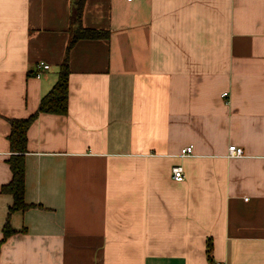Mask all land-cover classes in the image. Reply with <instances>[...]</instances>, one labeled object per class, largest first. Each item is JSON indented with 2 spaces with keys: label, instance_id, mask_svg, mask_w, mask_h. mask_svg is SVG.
<instances>
[{
  "label": "crops",
  "instance_id": "1",
  "mask_svg": "<svg viewBox=\"0 0 264 264\" xmlns=\"http://www.w3.org/2000/svg\"><path fill=\"white\" fill-rule=\"evenodd\" d=\"M82 1L109 38L74 45L68 113L28 130L35 207L9 216L11 122L56 84ZM0 264H264V0H0Z\"/></svg>",
  "mask_w": 264,
  "mask_h": 264
},
{
  "label": "trees",
  "instance_id": "2",
  "mask_svg": "<svg viewBox=\"0 0 264 264\" xmlns=\"http://www.w3.org/2000/svg\"><path fill=\"white\" fill-rule=\"evenodd\" d=\"M84 1L73 6L71 15L72 38L67 48L66 58L60 67L56 84L41 100L38 112L27 119L14 120L11 122V134L9 136L11 144V157L8 164L12 172V180L2 188V192L13 196V204L9 207V216L18 211H27L35 205H30L25 201V177L26 164L25 155L28 152V130L33 122L42 113L66 115L69 110V79L70 53L81 39H108L109 35L105 31L85 28L82 23ZM75 28V29H74ZM5 239L15 233L7 224L5 229ZM208 257L212 261V246H208Z\"/></svg>",
  "mask_w": 264,
  "mask_h": 264
},
{
  "label": "built area",
  "instance_id": "3",
  "mask_svg": "<svg viewBox=\"0 0 264 264\" xmlns=\"http://www.w3.org/2000/svg\"><path fill=\"white\" fill-rule=\"evenodd\" d=\"M42 67L44 69H49V65L47 64H43ZM41 76V72L39 71L38 74H37V77H40ZM228 97V94L225 93L223 94V98H227ZM193 154V147L190 146V147H187V148H184L182 150V154L181 156L182 157H187V156H190ZM245 155V152L243 150V148L241 147H238L236 145H231L228 149V158H241ZM172 176H173V179L177 182H184L185 179H186V175H185V170L182 166H174L172 168Z\"/></svg>",
  "mask_w": 264,
  "mask_h": 264
}]
</instances>
